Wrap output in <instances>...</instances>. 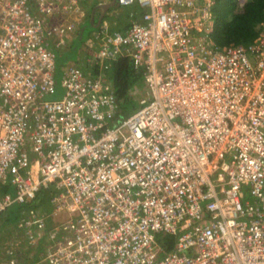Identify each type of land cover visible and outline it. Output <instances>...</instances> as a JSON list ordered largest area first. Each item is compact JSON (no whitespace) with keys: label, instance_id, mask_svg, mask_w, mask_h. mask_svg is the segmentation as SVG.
<instances>
[{"label":"built area","instance_id":"1","mask_svg":"<svg viewBox=\"0 0 264 264\" xmlns=\"http://www.w3.org/2000/svg\"><path fill=\"white\" fill-rule=\"evenodd\" d=\"M115 1L141 13L100 21L87 44L100 68L126 55L142 72L118 122L107 75L76 63L48 98L80 0H0V213L55 190L54 210L18 216L4 264H264V21L248 43L215 45V0Z\"/></svg>","mask_w":264,"mask_h":264},{"label":"trees","instance_id":"2","mask_svg":"<svg viewBox=\"0 0 264 264\" xmlns=\"http://www.w3.org/2000/svg\"><path fill=\"white\" fill-rule=\"evenodd\" d=\"M134 7L137 9L135 10V8H133L130 11H133L134 15L137 16V14L139 15L141 13V8L138 5ZM212 11L213 26L208 32V36L213 44H229L237 42L248 43L257 36L258 29L264 21V0H225V2L218 5L217 8L215 0ZM82 30H80V35H82ZM95 69L96 75L105 73L111 81L120 103V115H122L126 105L125 97L132 96L129 93L130 87L134 85L138 87L141 86V70L139 68H135L131 59L126 55L118 56L112 61L108 69L100 68L98 64H95ZM97 70L100 74L97 73ZM46 188L47 187L42 188L34 200L22 206H24L27 210L28 208L37 205L39 202H44V192ZM48 191L50 192V190ZM9 208L0 213V217L3 213L6 214ZM18 214L16 215V219H18V216L20 215ZM12 223L13 222H10L9 226H6V224L2 225L0 223V226H2L1 228H4L5 230L3 234L0 233V237L6 236L7 240L10 238H16L15 224ZM160 238L161 237H159V239ZM163 240L162 245L165 249H169L173 246L172 238L165 236ZM7 245H9V242H6V259L9 255ZM27 247L28 246L25 243L20 245V249L24 251H26ZM1 259L2 258L0 257L1 263L6 261V259L4 261Z\"/></svg>","mask_w":264,"mask_h":264},{"label":"rangeland","instance_id":"3","mask_svg":"<svg viewBox=\"0 0 264 264\" xmlns=\"http://www.w3.org/2000/svg\"><path fill=\"white\" fill-rule=\"evenodd\" d=\"M224 2L225 0H216V8L218 5H221ZM89 3L90 1L87 0L84 4V11L87 14L91 13V6ZM136 5L137 4L121 5L118 3H113L112 5L106 8V11L103 13L104 14L103 17L106 18V21L108 22V24L109 22L111 23L112 27L114 26L121 27L131 21L133 17L130 15V10L135 8L134 6ZM136 9L137 8H135V10ZM99 13L100 12H98V14ZM58 17H60L61 19H65L66 16L65 14L54 13L50 15L49 19L53 21V20H56ZM81 28L83 29L81 36L77 35L76 37H73V40L68 39V43H66L64 47L54 48V52L56 55L55 71H54L55 91L52 94H49L48 98L58 99L62 96L64 92V86L62 85V76H63V69L65 65L76 63L81 67V69L84 71L86 75L96 74L95 73L96 69H95V65L93 61L94 59H92L93 48L89 47L87 44V38L90 36V34L93 33V31L96 29V26H94V24H92L91 22H82V23H79V29ZM79 34H80V30H79ZM82 52L85 54H82ZM141 86H143V78H142ZM141 86L138 87L134 85L130 87L129 93L132 96L125 97L126 105L124 107L123 114L117 118L119 119L117 120V122L120 121L122 117L130 114L133 110L139 107V102H138L139 95L138 94L142 93V91H140V89L142 88ZM248 188H249L248 186L243 187V195L241 196V200L243 203L246 200H249V201L253 200V196L250 194ZM48 190L49 188H46L44 192L45 200L43 202V204L46 206L47 212L52 211L55 208L54 203H52L50 200L51 197L54 195L55 190L50 189V192ZM22 205H25V204L15 203L14 205L10 206V208L8 207L9 208L8 212L6 214L3 213L4 215L3 214L1 215L0 223L2 225L6 224V226H9L10 222H13L12 224H16L17 222L16 215L18 213L21 215L22 211H26V208ZM55 220L56 218L54 215L45 217V227H48V228L51 227L55 223ZM1 227L2 226H0V233L3 234L5 230L4 228H1ZM180 231H181V227L178 228V232ZM163 234H164L163 232H160L157 235L158 242H160L161 240V238L159 239L158 236L163 235ZM162 237L164 238L165 236L163 235ZM6 241H7L6 236L0 237V257L2 258L1 260L3 261L6 259V254H7ZM42 245H43V240H41V243L38 245V248H41ZM160 255L161 254H158V256ZM4 263L5 261L3 263L0 262V264H4Z\"/></svg>","mask_w":264,"mask_h":264},{"label":"crops","instance_id":"4","mask_svg":"<svg viewBox=\"0 0 264 264\" xmlns=\"http://www.w3.org/2000/svg\"><path fill=\"white\" fill-rule=\"evenodd\" d=\"M86 1L87 0H80V4H81V6H83V11H84V4H85ZM89 1H90L89 4L91 6V13L90 14H87L84 11V17L82 19V22H93L94 23V26L98 23V20L107 22L106 21V18L103 17V15H104L103 13L106 11V8L108 6L112 5V4H109V0H89ZM100 6L102 7V9H101ZM103 6H104V8H103ZM98 12H100V13L98 14ZM109 27H112L110 22H109ZM79 30H82V28L79 29ZM77 35L78 36H81L78 33H76V35H75V33H72L71 32L70 34H68L66 36V40L67 41H68V39L69 40L70 39L73 40V37H76ZM82 54H85V53L82 52Z\"/></svg>","mask_w":264,"mask_h":264},{"label":"clouds","instance_id":"5","mask_svg":"<svg viewBox=\"0 0 264 264\" xmlns=\"http://www.w3.org/2000/svg\"><path fill=\"white\" fill-rule=\"evenodd\" d=\"M110 1H111V0H110ZM110 1H109V2H110ZM114 3H116V1H115ZM100 21H101V20H100ZM100 21H99V22H100ZM92 23H93V22H92ZM93 24H94V23H93ZM97 25H98V24H97ZM97 25H95V26H97ZM108 25H109V24H108ZM118 27H119V26H118ZM121 27H122V26H121ZM110 28L113 29V28H116V27L114 26V27H110ZM94 65H95V64H94ZM97 73L100 74L98 70H97ZM101 74H105V73H101ZM95 75H96V74H95Z\"/></svg>","mask_w":264,"mask_h":264},{"label":"water","instance_id":"6","mask_svg":"<svg viewBox=\"0 0 264 264\" xmlns=\"http://www.w3.org/2000/svg\"><path fill=\"white\" fill-rule=\"evenodd\" d=\"M114 2H115V0H112L111 2H109V4H113ZM103 8H104V6H103ZM99 21H100V20H98V23H99ZM98 23H97V24H98ZM97 24H96V25H97Z\"/></svg>","mask_w":264,"mask_h":264}]
</instances>
